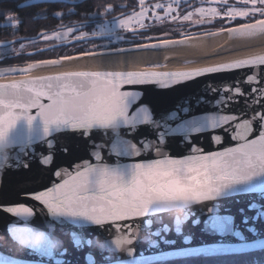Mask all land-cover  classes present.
<instances>
[{
    "label": "snow or ice",
    "instance_id": "snow-or-ice-1",
    "mask_svg": "<svg viewBox=\"0 0 264 264\" xmlns=\"http://www.w3.org/2000/svg\"><path fill=\"white\" fill-rule=\"evenodd\" d=\"M222 2L227 4V0ZM241 3L245 7L228 5L224 16L229 22L237 18L244 22L218 31L226 30L230 37L244 43L264 41V0H241ZM140 4L143 6L144 0H140ZM29 6L32 5L21 7ZM155 7L164 8L165 16H171L174 10L172 4L165 6L158 3ZM146 11L142 7L141 12L135 16L108 20L107 16L112 14L109 6L104 13L93 14L95 23L91 28L81 24L75 30L78 33L74 36L76 41H85L94 47L81 51L78 56L64 55L20 68L9 65L4 71L28 75L41 67L61 66L63 60L72 61L83 56L114 57L121 54H125L123 61L126 66L144 64L149 68L163 67L162 64L146 60L140 53L143 50L183 46L196 37L182 32L179 39L145 37L149 42L133 43L122 33L132 31L133 19L140 27H144L142 21ZM198 14L201 19L197 23H203L205 16L211 22L212 18L220 15L215 7L207 11L198 9ZM192 15L189 13L182 19L190 20ZM57 16L60 14L57 13ZM171 18L177 19L175 16ZM72 31L69 28L63 34L58 32L55 37L44 35L43 38L63 42ZM216 34L208 32L199 35ZM167 35V32L164 33V36ZM96 40L103 43L96 45ZM153 40L155 42H151ZM121 43H129L131 47H122ZM0 47L11 49L12 45ZM97 48L102 50L98 51ZM11 58L12 53L8 52L0 56V62ZM107 63L102 64V70L98 71L69 70L18 82L0 83V163L9 159L6 149L12 147L16 156L11 167L31 170L34 163L40 171L50 170L60 182L23 195L38 202L56 223L97 227L101 232L109 234L125 232L123 239H111V244L117 246L132 245L136 241L135 230L142 224L150 226L151 221L145 218L162 208L207 204L209 215L205 217L202 227L216 228L218 225L211 215L214 211L211 205L222 193L234 185L264 176V70L259 75H253L250 71L242 80H235L222 87L207 85L206 93L213 96L212 100L207 95H197L195 99L186 98V102L161 111L151 102L142 99L147 90L121 89L143 85H158L161 89H168L209 74L264 69V55L175 72L108 70ZM242 84L247 87H241ZM240 98H243L245 108L239 112L226 111L240 103ZM202 106L214 108L215 111H198ZM37 127L38 134L35 132ZM108 129H126L129 135H136L145 129L152 134L137 136L133 141L120 139L117 134L113 142L106 145L117 158H133L152 151L150 141H155L154 151L159 156L162 153L161 145L177 137L188 146L192 154L180 158L163 155L162 158L149 161L117 162L114 165L101 162V154H96V163L83 161L72 170H61L63 166L57 164L56 159L59 134L76 133L81 137H91L93 131ZM209 133L211 141L216 145L223 142L222 133H227L235 144L205 153L193 143V138ZM96 148L93 141V152H96ZM38 149L41 150L38 152ZM60 151L68 153L70 150L64 148ZM0 211L17 218L15 230L19 242L33 235L34 228L30 221L35 213L32 207L22 204L0 205ZM162 230L164 234L169 228L163 226ZM175 231L181 232L178 220ZM153 235L160 236L162 232L155 231ZM97 240H103L106 245L109 243L107 237L101 239L97 235L93 238L72 231L60 252L53 254L50 248L25 251L41 258L42 264H99L93 250L99 252L105 261H110L107 251L97 250L94 246ZM133 255L134 249L131 248L127 256ZM12 260V257L6 256L0 259V264H12ZM116 264H121V260Z\"/></svg>",
    "mask_w": 264,
    "mask_h": 264
},
{
    "label": "water",
    "instance_id": "water-1",
    "mask_svg": "<svg viewBox=\"0 0 264 264\" xmlns=\"http://www.w3.org/2000/svg\"><path fill=\"white\" fill-rule=\"evenodd\" d=\"M84 1V0H81ZM64 3L76 5L79 2L71 0H26L19 5L31 4H53ZM18 21L5 22L1 24L3 28H11L17 25ZM224 41L211 48L201 49L197 46V41L201 38L211 35H194L195 39L188 40L185 45L169 49L160 50H143L142 52H162L165 61L172 59H181L183 61L199 60L213 58L230 54L236 51L246 50L241 54L231 55L225 58L216 59L196 66L182 68H145L140 66L125 65L120 63L107 64L108 70L116 71H157V72H175V71H192L199 68L216 66L240 59H246L257 55H264V41H254L244 43L240 40L229 36L225 30ZM45 32H40L31 37H18L10 40H0V46L5 44L14 45L20 42L39 39ZM85 41H76L75 39L61 42L32 51L26 52V56H34L40 53L48 52L57 48L69 46ZM3 48V47H0ZM129 48V47H127ZM169 52H173L171 55ZM124 55V54H121ZM78 56V55H76ZM107 57V56H106ZM99 58L88 56L79 57L76 60H63L61 66H47L34 69L30 74L24 75L19 72L8 73L4 68H0V83H12L22 80L33 79L37 77L54 75L69 70L98 71L102 70V63L98 62ZM27 65L14 66L13 68L26 67ZM264 70L261 68L253 71L252 69L235 70L228 73L209 74L204 77L195 78L192 81L181 82L180 84L170 86L168 89H161L158 85L143 86H125L121 90L144 89L147 90L142 99L151 102L157 107L158 111L171 108L174 105L186 102V98L195 99L197 95H207L209 100L213 99L211 94L206 93V86L214 84L222 87L225 84H232L235 80H242L246 73L252 72L253 75H259ZM241 87H247L241 85ZM241 102L234 104L226 109L228 112H239L245 108L243 98ZM47 103V101H44ZM135 107V106H134ZM198 111L212 112L214 108L202 106ZM35 112V110H33ZM23 131V129H21ZM39 133V128L35 129ZM119 134L120 139L133 141L137 136L152 135L145 129H141L136 135L127 134L126 129H108L93 131L91 137H81L76 133H62L57 136V164L62 165L64 169L72 170L76 165L83 161L96 163L94 157L101 154L103 163L114 165L115 163H130L138 161H149L162 158L168 155L172 158H180L192 154L188 146L181 142L180 139H170L166 145H161L162 153L157 155L154 151L155 141H150L153 150L147 151L140 156L133 158H117L111 153L110 145ZM224 139L220 145L214 144L210 139V133L201 137H194L193 143L204 150L205 153L222 150L227 146H234L235 142L228 138L227 133H222ZM93 141L97 148L93 152ZM69 149L68 153L60 149ZM41 149H38V152ZM9 157L7 161L0 163V205H27L33 208L34 217L30 224L34 228L33 235L27 240L32 241L37 236V229L43 232H51L43 235L38 245H29L27 248L19 247V240L15 230L17 218L0 211V259L10 256L13 258L12 264H42L41 258L29 254L25 249L36 251L41 248H50L53 254L60 252L63 244L70 239L72 231H77L85 236L95 238L97 235L101 239L108 238L109 243L106 245L103 240H97L95 247L97 250L107 251L111 257L110 261H105L99 252L94 251L99 264H116L121 260V264H151L158 261L179 259L190 256L206 254H230L244 253L264 249V176H258L245 183L234 185L226 189L217 201L211 205L214 209L212 217L217 221L216 228H204L205 217L209 215L207 204H195L191 209L184 210L182 213L175 209L162 208L158 212L150 213L148 219L151 221L150 226L141 225L134 232L136 241L131 245L134 249V255L128 257L127 254L117 253L112 249L111 239L115 236H124L125 232L119 233L101 232L97 227L81 226L77 227L67 222L56 223L52 221L46 210L33 199L27 198L24 193H30L36 190H43L51 187L56 182H60L52 175L50 170L40 171L33 163L31 170L17 169L11 167L15 159L16 152L12 147L6 149ZM173 217L180 222L181 232L175 231L176 223L173 225ZM187 217V218H186ZM199 221V223H193ZM127 223V222H121ZM163 226H167L169 231L163 234ZM155 231H161L162 235L154 236ZM44 232V233H45ZM127 247V246H126ZM79 257H77L78 259Z\"/></svg>",
    "mask_w": 264,
    "mask_h": 264
},
{
    "label": "flooded vegetation",
    "instance_id": "flooded-vegetation-1",
    "mask_svg": "<svg viewBox=\"0 0 264 264\" xmlns=\"http://www.w3.org/2000/svg\"><path fill=\"white\" fill-rule=\"evenodd\" d=\"M71 1H77L79 2L76 5H70L73 7H76L77 5L82 4L84 1L81 0H71ZM163 4L173 5V11L171 13V16L177 17V19H172L171 16H165V9L164 8H156V4ZM228 5L235 6L236 8H243L245 5L241 3V0H227V4H224L222 0H144L143 6L140 4V0H91V15H89V19H82V20H71L70 23H65L64 25H61L57 27L56 31L65 30L69 28H73V30H76V28L79 27L81 24L88 25V28H91L93 24L95 23V20L93 18V14L96 13H104L105 9L111 6L112 14L107 16L108 20H112L115 18H128L130 16H135L138 13L141 12L142 7L146 8V15L142 21L144 27H140L139 24L133 25L132 31L123 32L122 35L126 36L130 40H132L133 43H145L149 42L145 39V37H161V38H175L179 39L181 36V33H191L194 35H199L201 33H208V32H219L218 30L221 28L227 29L230 27L237 26L244 21L240 18H237L235 21L229 22L228 18L224 16V12L227 10ZM259 6V5H258ZM215 7L217 11L220 13V15L216 16L215 18L211 19V22L209 21V17H204L203 23H197L201 19V17L198 14V9H205L206 11L209 8ZM250 7V5H249ZM74 15H76V9L73 10ZM189 13H192V18L190 20H183V16L188 15ZM157 17H160V19H157ZM14 21H18L17 19H14ZM19 22V21H18ZM19 23L13 27L12 29H15ZM85 31L88 29H84ZM55 30H50L45 32L44 35H49L54 33ZM74 35H72L69 39L63 41H70L74 39V36L78 34L76 31H73ZM168 33L167 36H164V33ZM134 33L136 34L134 36ZM41 36L40 39L43 37ZM33 41V40H30ZM29 42V41H28ZM155 42V40L151 41ZM103 43L100 40H96L95 44H101ZM52 45V44H51ZM49 46V45H47ZM95 45L88 44L86 42L83 43H76L69 46L57 48L48 52H56L55 57H49L46 59H55L62 57L64 55H78L81 51L88 50ZM120 46L122 47H131L129 43H121ZM46 47V46H44ZM42 48V47H40ZM39 49V48H37ZM98 51L102 50L97 48ZM47 52L40 53L34 56L30 57H36L38 55H45ZM42 59V60H46ZM42 60H35L33 62H38ZM33 62H22V64L27 63H33Z\"/></svg>",
    "mask_w": 264,
    "mask_h": 264
},
{
    "label": "trees",
    "instance_id": "trees-1",
    "mask_svg": "<svg viewBox=\"0 0 264 264\" xmlns=\"http://www.w3.org/2000/svg\"><path fill=\"white\" fill-rule=\"evenodd\" d=\"M24 1L26 0H0V40L35 36L40 32L56 30L57 27L70 23L71 20L89 19L91 15V0H85L76 7L53 3L19 8ZM75 9L76 15L72 14ZM57 13L60 14L59 17ZM10 15L19 21L14 34L10 33L12 28L1 27ZM151 264H264V249L244 253L197 255Z\"/></svg>",
    "mask_w": 264,
    "mask_h": 264
},
{
    "label": "bare ground",
    "instance_id": "bare-ground-1",
    "mask_svg": "<svg viewBox=\"0 0 264 264\" xmlns=\"http://www.w3.org/2000/svg\"><path fill=\"white\" fill-rule=\"evenodd\" d=\"M224 39H225V35L223 33H217L216 35H211V36L199 39L197 41V46L201 49L215 47L221 44L224 41ZM245 51L246 50L236 51L230 54H225V55L217 56L213 58L188 60V61H183L181 59H172L169 61H165L166 59H164V54L162 52H141L140 54L143 55L146 60H149L152 63H159V64L164 65L163 67H155V68H182V67L196 66L202 63H206V62L213 61L216 59L225 58V57L235 55V54H241ZM169 53L171 55L173 54V52H169ZM124 55H119V56H114V57H103L101 59H98L97 61L102 64L107 63L109 61L111 63H107V64H115V63L125 64L123 61ZM136 66L145 67L144 64H140Z\"/></svg>",
    "mask_w": 264,
    "mask_h": 264
},
{
    "label": "rangeland",
    "instance_id": "rangeland-1",
    "mask_svg": "<svg viewBox=\"0 0 264 264\" xmlns=\"http://www.w3.org/2000/svg\"><path fill=\"white\" fill-rule=\"evenodd\" d=\"M139 14V13H138ZM15 17L14 16H7V21L6 22H11L14 21ZM137 22L135 19H133L132 21V25H136ZM73 29V28H72ZM11 34H14L15 29L10 30ZM68 30H60L58 29V31L55 30L54 33L49 34V36L55 37L56 33H65ZM75 31V30H73ZM72 31V33H70L65 40L69 39L72 35H74V32ZM64 40V41H65ZM57 43H61V41L59 40H55V39H50V40H45L43 37L40 39H35L33 41H29L28 43H16L14 45H12L11 49H5V48H0V56L6 55L8 52L12 53V58L8 59V60H3L2 62H0V68H5L7 66H20V65H28L30 63L27 64H22V62H33V61H37V60H42V59H46L49 57H55L56 56V52H47L45 55H38L36 57H28L26 56V52L28 51H32L35 50L37 48L40 47H44L47 45H53V44H57ZM21 45H23V48H21ZM35 63V62H33Z\"/></svg>",
    "mask_w": 264,
    "mask_h": 264
},
{
    "label": "clouds",
    "instance_id": "clouds-1",
    "mask_svg": "<svg viewBox=\"0 0 264 264\" xmlns=\"http://www.w3.org/2000/svg\"><path fill=\"white\" fill-rule=\"evenodd\" d=\"M195 204H188V205H184L183 207H177V208H172V209H175L177 210L178 212H183L184 210H189L191 209ZM173 219V225H175L176 223V220H175V217L172 218ZM37 236L35 237L34 240L32 241H29V240H25V241H22V242H18L19 243V247L21 248H27L29 247V245H38L43 237V235H46V233H44L42 230H39L37 229ZM116 238H121L123 239L124 237L123 236H115L114 238L112 239H116ZM135 243V241H133V244ZM112 246V249L117 252V253H124V254H128V252L131 250V245L129 244H121L120 246H117L116 244H111ZM127 246V247H126Z\"/></svg>",
    "mask_w": 264,
    "mask_h": 264
}]
</instances>
